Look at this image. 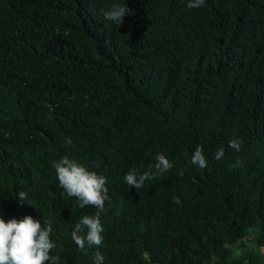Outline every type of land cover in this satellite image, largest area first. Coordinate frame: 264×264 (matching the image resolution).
Instances as JSON below:
<instances>
[{"label": "trees", "instance_id": "obj_1", "mask_svg": "<svg viewBox=\"0 0 264 264\" xmlns=\"http://www.w3.org/2000/svg\"><path fill=\"white\" fill-rule=\"evenodd\" d=\"M262 250L264 0H0V264Z\"/></svg>", "mask_w": 264, "mask_h": 264}, {"label": "rangeland", "instance_id": "obj_2", "mask_svg": "<svg viewBox=\"0 0 264 264\" xmlns=\"http://www.w3.org/2000/svg\"><path fill=\"white\" fill-rule=\"evenodd\" d=\"M253 237H254V233H251V234L247 237V239H246V241H245L246 244H249V245H250L249 248L247 249L248 251H246V253H248V254H249V252L252 251V250L255 251L254 248L252 247V244H253ZM263 252H264L263 250L260 252V257L262 258V260H264V253H263ZM238 255H240V254L237 253L236 256H238Z\"/></svg>", "mask_w": 264, "mask_h": 264}]
</instances>
